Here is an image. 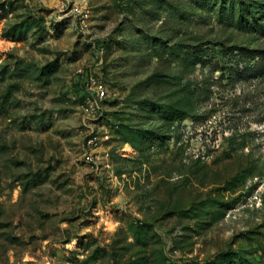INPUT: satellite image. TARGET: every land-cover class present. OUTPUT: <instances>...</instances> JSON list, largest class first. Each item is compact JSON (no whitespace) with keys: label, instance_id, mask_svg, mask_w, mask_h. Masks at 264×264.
<instances>
[{"label":"rangeland","instance_id":"obj_1","mask_svg":"<svg viewBox=\"0 0 264 264\" xmlns=\"http://www.w3.org/2000/svg\"><path fill=\"white\" fill-rule=\"evenodd\" d=\"M236 46L264 54V0H0V264H264V75L228 70L262 57Z\"/></svg>","mask_w":264,"mask_h":264},{"label":"built area","instance_id":"obj_2","mask_svg":"<svg viewBox=\"0 0 264 264\" xmlns=\"http://www.w3.org/2000/svg\"><path fill=\"white\" fill-rule=\"evenodd\" d=\"M82 99L80 103L81 110L86 114H98L100 109V103L102 100L107 97L108 91L107 87L94 75L90 74L82 82ZM108 138V134L103 135H91L87 138V145L90 148L98 147L100 141ZM87 159L89 161H95L94 157H97L96 154H93V150L89 151L87 154Z\"/></svg>","mask_w":264,"mask_h":264},{"label":"trees","instance_id":"obj_3","mask_svg":"<svg viewBox=\"0 0 264 264\" xmlns=\"http://www.w3.org/2000/svg\"><path fill=\"white\" fill-rule=\"evenodd\" d=\"M234 49H237V56L239 57L238 60H236V65L239 64V60H243L245 56H250L251 58H254L256 55L258 57H262L259 61H255L252 64H250L249 62L245 64L244 67L237 69L236 72L233 70V68H229V75L230 77L235 74L237 75H241L243 77H247L248 75H252V76H263L264 75V71L262 70L264 67V54L262 52H258L257 54L254 53L253 50L251 49H247L244 47H233L231 49V51H235ZM223 50H225V48H223ZM232 60H229V62H231ZM81 91H82V87L80 88L79 92H80V99H82V95H81Z\"/></svg>","mask_w":264,"mask_h":264}]
</instances>
